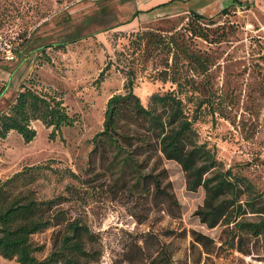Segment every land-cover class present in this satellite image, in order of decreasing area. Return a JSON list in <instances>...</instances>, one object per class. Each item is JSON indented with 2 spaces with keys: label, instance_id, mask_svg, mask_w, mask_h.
Here are the masks:
<instances>
[{
  "label": "rangeland",
  "instance_id": "374dc122",
  "mask_svg": "<svg viewBox=\"0 0 264 264\" xmlns=\"http://www.w3.org/2000/svg\"><path fill=\"white\" fill-rule=\"evenodd\" d=\"M139 1L0 0V112L9 111L27 86L61 99L76 117L55 138L36 120L32 141L16 131L0 139V181L40 166L37 196L60 198L55 209L92 234L91 256L82 264H264L261 239H250V253H242L224 244L230 227L201 222L196 211L205 191L188 189L176 161L138 150L137 171L131 162L123 164L126 153L116 158L107 141L93 151L107 102L126 92L129 77L145 106L154 93L175 88L166 79L173 54L165 44L174 35L211 62L208 72L194 75V95L185 99L197 140L226 169L247 175L264 191V13L248 5L205 16L204 39L190 32L189 13L128 22ZM74 31L82 37L55 46ZM151 31L157 36H145ZM150 173L168 196L146 178ZM64 233L57 225L35 234L44 245L38 257L57 248ZM0 264L20 263L0 256Z\"/></svg>",
  "mask_w": 264,
  "mask_h": 264
},
{
  "label": "trees",
  "instance_id": "16d2710c",
  "mask_svg": "<svg viewBox=\"0 0 264 264\" xmlns=\"http://www.w3.org/2000/svg\"><path fill=\"white\" fill-rule=\"evenodd\" d=\"M232 9L236 12L235 7L230 6L219 14ZM139 13L137 9L128 22L133 21ZM188 13L193 14L196 20L189 23L192 35L207 39L209 27L206 26L209 23L203 20L208 18L193 11ZM145 36L157 35L151 31ZM81 37L80 31H74L67 40L55 46L64 47ZM165 44L173 54L166 79L175 88L154 93L150 104L145 106L134 91L133 78L129 77L126 92L114 94L107 102L104 128L94 138L97 145L93 151L97 150L99 143L107 141L114 145L115 157L126 153L123 164L131 162L137 171L141 166L135 158L138 150L150 154L161 152L166 159L181 165L189 190L204 189V203L196 215L209 227L218 224L230 227L228 239L224 242L228 248L250 253V239H261L264 247L263 189L247 175L226 169L215 152L197 140L194 120L188 114L185 99L194 95V75L208 72L210 59L193 51L188 44L179 43L174 35ZM179 57L181 61L184 60L181 64ZM182 66H186L185 70ZM203 103L201 101L198 105L202 107ZM36 120L51 127L52 138H55L64 127L73 126L76 117L70 114L61 99L24 86L9 111L0 112V139L16 131L26 142L32 141L37 134L32 126ZM148 157L151 158V155ZM39 167H25L0 181V256L14 259L20 264H82L81 259L89 260L91 256L87 243L92 234L80 220H71L63 209H55L62 203L60 198L41 199L37 196L33 183L37 180ZM146 178L161 189L156 175L150 173ZM163 193L167 196L170 194L166 190ZM57 225L65 227L60 245L45 258H39L37 253L44 250V245L38 244L33 236Z\"/></svg>",
  "mask_w": 264,
  "mask_h": 264
},
{
  "label": "crops",
  "instance_id": "0c3cea01",
  "mask_svg": "<svg viewBox=\"0 0 264 264\" xmlns=\"http://www.w3.org/2000/svg\"><path fill=\"white\" fill-rule=\"evenodd\" d=\"M248 5L252 9L260 8L264 13V0H140L137 6L140 13L134 21L140 22L161 15H182L190 11L213 16L230 6L239 9Z\"/></svg>",
  "mask_w": 264,
  "mask_h": 264
}]
</instances>
